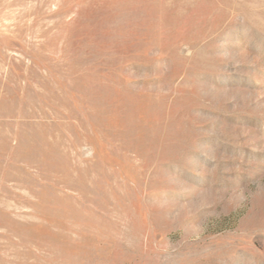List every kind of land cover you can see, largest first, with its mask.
<instances>
[{
	"label": "rangeland",
	"instance_id": "374dc122",
	"mask_svg": "<svg viewBox=\"0 0 264 264\" xmlns=\"http://www.w3.org/2000/svg\"><path fill=\"white\" fill-rule=\"evenodd\" d=\"M0 264H264V0H0Z\"/></svg>",
	"mask_w": 264,
	"mask_h": 264
}]
</instances>
